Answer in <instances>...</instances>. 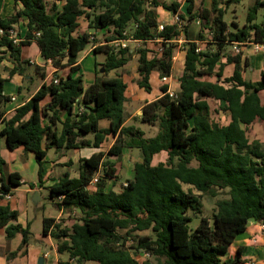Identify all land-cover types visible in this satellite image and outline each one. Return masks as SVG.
I'll list each match as a JSON object with an SVG mask.
<instances>
[{
	"label": "trees",
	"instance_id": "16d2710c",
	"mask_svg": "<svg viewBox=\"0 0 264 264\" xmlns=\"http://www.w3.org/2000/svg\"><path fill=\"white\" fill-rule=\"evenodd\" d=\"M187 1L185 13L176 1L15 0L21 7L11 16H0V66L8 59L14 64L9 76L18 73L26 78L32 65L43 79L29 100L7 117L6 105L12 96L5 93L6 79L0 75V148L4 139L10 150L23 147L34 153L42 186L50 149L100 148L110 137L117 138L108 151L81 158L77 177L66 172L49 187L50 202L57 209L80 212L71 227L55 218L43 219V234L57 239L58 251L68 253L75 264H240L242 248L227 257L230 246L247 231L251 220L264 224V142L249 137L255 120L264 126L260 95L264 66L261 80L254 83L243 77L249 59H244L242 52L227 53L234 43L264 42V20L257 21L264 0H253L242 27L236 21L230 25L225 14L243 0H211L210 5L207 0ZM159 6L179 15L184 26L164 23L160 30ZM98 8L103 11L97 13ZM82 17L88 19L89 29L107 31L105 42L94 48L105 59L96 62L97 76L87 87L79 59L95 36L81 28ZM23 21H27V32L16 42L10 30ZM198 21L199 36L193 39L190 26ZM182 37L186 54L180 90L171 96L164 84L163 95L143 106L141 122L158 123V132L147 136L141 127L126 124L129 84L118 71L136 51V84L150 93L154 71L162 78L172 75ZM123 39L159 40L161 49L131 50L130 46L116 45ZM198 41L206 42L205 48ZM33 42L45 63L51 61L57 69L70 66V73L59 77L58 83L48 84L45 69L23 59L24 47ZM224 58L235 66L229 77L223 76ZM112 71H117L116 76H110ZM219 114L229 115V123L222 124ZM104 119L110 122L108 127L100 126ZM126 148L140 151L134 177L118 189L114 188L116 183L108 188V178H117L116 164L110 157L120 158ZM163 152L166 160L155 164V156ZM5 166L0 151V229L6 228L8 239L22 235L21 244L12 253L16 255L27 252L31 224L13 223L19 210L4 201L15 189L27 184L33 189L35 185L18 171L7 172ZM99 173V181L92 185ZM185 184L212 196L228 191L229 197L216 203L213 223L204 216L195 229L191 227V211L202 213L204 205L202 194L186 190ZM149 230L152 234H139ZM130 241L135 245L129 246ZM141 253L147 256L143 261L137 259Z\"/></svg>",
	"mask_w": 264,
	"mask_h": 264
},
{
	"label": "crops",
	"instance_id": "0c3cea01",
	"mask_svg": "<svg viewBox=\"0 0 264 264\" xmlns=\"http://www.w3.org/2000/svg\"><path fill=\"white\" fill-rule=\"evenodd\" d=\"M17 7L20 8L21 5L17 6L15 0H1L0 1V16H2V17L11 16L12 14H14L16 12ZM26 23H27V21H23L15 27L16 38L18 39V41L25 38V35L27 32ZM104 42H102L101 44H103ZM142 43H144V42H142ZM160 44L161 43L159 40H152V41L146 42L147 47L150 49L152 47L154 49L159 50V48L161 46ZM97 46L98 45L96 44L93 47H88L85 50V55L80 56V59H79V63L81 66L80 72L83 73L84 76H85L84 62L87 59L86 57L91 55L90 53L97 54L94 51V48ZM31 49L34 52L36 60H30V62L33 64V66L39 65L45 69L46 74H47L46 82L48 84H49L52 77H55V76L65 77L70 73V71H71L70 66H66V67L57 69L53 66L51 61H48L47 63H45L42 60L40 49H39L36 42H33L31 45L24 47L23 53H22L23 59L27 60V57H30L28 53L30 52ZM135 52L136 51H134V53ZM1 54H2V52L0 50V55ZM100 54H102V53H100ZM185 54H186V52L184 50L183 51L184 61H185ZM242 54H243V58L244 59L248 58L249 62H250V66L247 67L243 71L244 79H250L254 83H257L258 81L261 80V71H262V68L264 66V53L260 52V51L256 52L252 47H246V48L244 47ZM177 58H178V56H174L173 60H176ZM226 62H227V60H226V58H224L222 61V63L225 64L223 76L229 77L233 74L235 66L232 64H227ZM6 65L9 68H12L14 66V64L11 61H7V59H6L2 62L1 66H0V75L2 76V78L6 79V81H5V93L9 94L13 97L14 96L16 97V100L14 102L10 101L6 105L7 117H11L15 113V111L19 107V105L28 101L29 98L37 91V89L39 87L32 93H29L30 91L28 88H27V90L29 92H26V89H25L24 80H26V82H30V81H32V77L34 79L35 74H33V72H35V69H34V67L32 68V65L28 66V68L30 70V74L27 75L26 78H24L22 75H20L18 73L13 75L12 77L9 76V74L3 73L2 69ZM248 70L251 72V78L246 77V73ZM48 71H50V72H48ZM96 71H97V67L95 66L94 71L90 73L88 78H85V83H84L85 87L89 86L94 81V79L97 76ZM182 74L178 77V79L182 76ZM110 76H116V75H112L110 73ZM123 79L126 81V79L124 77H123ZM173 80H174L173 73L171 76H168L167 81H163V78L160 76L159 72L154 71L151 75L152 91L149 93V92L145 91L144 88H140L137 84H136V86L138 87L137 89H133L129 85V87L126 91L127 105L130 104V99L132 101L131 103L140 104V102H142V103H144V105L146 103L155 101L156 99H158L159 97H161L163 95V91L161 90V87L164 84H167L169 86V91L177 93L180 90V81L178 80V82H176V84L174 86ZM6 86L8 87V90L6 89ZM260 95L262 97V102L264 104V90L260 92ZM49 100L50 99H47L46 101H49ZM137 113H139V110H137ZM221 117H222V120H221L222 124H228L229 123V121H230L229 115L223 114ZM130 120H131V118H128L126 120V124H128L130 122ZM109 123L110 122L108 120L104 119V120L100 121V126L101 127H108ZM2 126H3V123L0 121V129L2 128ZM89 137H92V136H89ZM249 137L252 140L259 139L260 141L264 142V126H263V123L261 120L257 119L250 125ZM116 139L117 138H115V137H110L107 140V142L100 148L84 147V148H79V149H74V150H64L63 149L60 152H57L55 149H50L48 152V156H47V162L44 164V178H43L44 184L42 186L39 184L38 187H34L33 189L30 188L29 184L23 185L22 187L15 189V191H14L13 195H11V197H15V195L18 191H22L25 194L30 193V195L31 194L33 195L36 191H39V193L41 195V192L44 190V188L46 186H48V187L52 186L56 181L59 180V178L64 173L69 172L68 169H65L63 171L64 173L59 178L51 179L50 178L51 175H54L53 172L57 168V166H55L56 164H60L59 165L60 167L62 165H65L66 168H67V165H69L70 163L79 165V161L81 158H88L93 153L98 152L100 150L106 151L108 148H110L116 142ZM0 151H1L3 158L6 160L5 170L7 172L18 171V172L22 173L23 177L25 178V180L28 183L37 184L34 181V178H33V180L29 181L25 176V173L29 170L32 171V176L33 175L35 176V174L38 175V163L36 161V157H35L34 153L26 152L23 149V147L18 148L14 151L10 150V149H8V147L6 145V141L4 139H2ZM71 151H73V152H71ZM6 152H7V155H5ZM163 153H161V154H163ZM25 155H26V159H24V157H23ZM157 156L158 155L155 156L154 161L156 160ZM25 160H27V161H25ZM137 160H140V159L138 158ZM35 161L37 163V166L35 165ZM78 175H79V172L76 175L71 174L72 177H77ZM26 186H29V188H25ZM41 200H42V196H41V199L39 201L40 204H41ZM6 202H10V201H6V199H5L4 203H6ZM10 204L12 206L11 202H10ZM52 205L53 204L51 202H49V205L43 206V208H42V210H43L42 222H43V219L45 217H48V218H55L58 223L59 222L62 223L61 220L63 219V217L68 216V214L62 209H55V208L53 209L52 208L53 210H51ZM38 206L40 207V205H38ZM12 208L19 210V208H16L13 206H12ZM29 214H30V212H29L28 208L25 209V211L19 210V217L16 221H13V223H20L24 227H26L28 224H31V231H32L34 218H31ZM35 218H37V217H35ZM1 233H3V237L6 240L7 235H6V228L5 227L0 229V234ZM19 236H20V241L18 240L15 247H11L12 250H15L16 248L18 249L19 245L21 244L22 235H17L14 238L17 239ZM9 240H11V239H9ZM34 241H32V237H31V243L29 244V246L27 248V252L23 253L21 251L19 253L18 256H23L22 258L19 257V258H16L14 260H11V259H8L7 254L0 255V264H36V261L38 259L40 260V257L43 254L45 255V257H47L48 253L45 251V249L48 245L54 243L56 245V247H55L56 250H58V240L53 238L51 235H48V236L44 235L43 238H35ZM232 246H234V248H235L234 250H236V252H237L239 247L242 248L243 263H240V264H248L251 260H258V261L262 262V264H264V230L262 229V224L260 222H255L252 226L248 225L247 231L240 234L236 238L234 243L230 246L229 253L227 254V257H233L236 254L235 251H234V253L231 252ZM21 254H23V255H21ZM66 254L67 253H59V255L62 257L65 256ZM58 259H59V256H55L54 260H51V264H56ZM46 264H48V263H46Z\"/></svg>",
	"mask_w": 264,
	"mask_h": 264
},
{
	"label": "rangeland",
	"instance_id": "374dc122",
	"mask_svg": "<svg viewBox=\"0 0 264 264\" xmlns=\"http://www.w3.org/2000/svg\"><path fill=\"white\" fill-rule=\"evenodd\" d=\"M50 1V0H48ZM162 2H166V3H171L173 1L176 2H180L182 5V10L186 13L187 12V6H188V1L187 0H160ZM197 2L199 3L200 0H197ZM254 3L253 0H243L241 3L239 4H235L232 5L231 7H229L228 11L225 14V19L227 20V22L232 25L233 21H236L239 26H243L246 23V18H247V13H248V9L249 7ZM206 4L210 5L211 4V0H207ZM103 11V8H98L97 9V13ZM156 12L157 15L159 17V21L161 23H173L175 20V15L173 12L167 11L166 9H164L162 6H159L156 8ZM264 20V8L261 9L259 11L258 14V19L257 21L260 22ZM80 25L81 28L84 29H88L95 37L93 38V43L91 44L90 47H93L94 45H100L102 42L105 41V34L104 32H107L106 30H101V31H97L94 29H89V21L87 18L82 17L80 18ZM231 28H233L231 26ZM199 30H200V24L199 23H193L190 26V34L192 36L193 39L198 38L199 36ZM199 45L201 48H205L206 46V42L204 41H198ZM184 44H185V39L184 37L182 38L181 41H178V47L175 51V56H178V58L176 60H173V85L175 86L176 82H178V77L183 73L184 71V58H183V51H184ZM143 48V47H147L146 43H140V44H131L130 43V48L131 50H136L138 48ZM151 50H156L154 48L151 47ZM28 51V50H27ZM233 51V47L229 46L227 48V53H230ZM30 57H27V60H36V57L34 55V52L32 51V49L30 50V52L28 53ZM87 56L85 62H84V72H85V76L84 78H88L90 73L94 71V67L96 66V62H101L104 61L105 56L104 54H92ZM27 55V54H26ZM85 55V51L81 52L80 56H84ZM7 61H9L7 59ZM36 66V65H35ZM138 55H136V53L133 54L131 61L128 63V65L122 69H120L118 72H121V74L123 75V77L126 79V81L128 82V84L130 85V87H132L133 89H137L138 87L136 86V79L138 77ZM3 73L9 74V67L6 65L3 69H2ZM50 72V71H48ZM34 75V79L30 82H26V80H24L25 83V89L26 92L32 93L34 92L42 83L43 79L40 73L37 72H33ZM112 75H116L117 71H113L111 72ZM246 77L247 78H251V72L248 70L246 73ZM207 78H212L213 80L216 78L214 77H207ZM27 88L29 89V91L27 90ZM131 88V89H132ZM174 88V87H173ZM6 89L8 90V87L6 86ZM131 92V91H130ZM131 94V93H130ZM129 100V99H128ZM131 99H130V104L127 105L126 102V117L131 118L130 122L128 124H135L137 126L142 127L145 131L147 136H153L158 132V123L155 125H148L145 124L143 122H141L140 116L143 114V106L144 103L140 102V104H135V103H131ZM212 103V101H211ZM135 104V105H134ZM213 107H215V104L213 103ZM216 108V107H215ZM137 110H139V113H137ZM7 112V109H6ZM215 114V112H214ZM220 116V114H219ZM221 118V116H220ZM220 118H218L220 120ZM108 145V144H107ZM109 149V148H108ZM108 149L106 151H108ZM73 152V151H71ZM5 155H7V152L5 153ZM24 159H26V155L23 156ZM140 157V151H138L137 149H128L126 148L124 151V154L120 157H110V161L114 162L115 168H116V176L117 178H108V188L114 186L113 184L116 183L117 185L114 187L116 189L120 188V186L123 184H125L127 182V180L131 179L134 177V163L137 161V159ZM167 157L166 153L163 154H159L156 157V160L154 161L155 164L159 163L160 161H165ZM27 161V160H25ZM35 165L37 166V163L35 161ZM60 164H56L55 166H57L56 170L53 172L54 175H51V179L54 178H59L64 172L65 169H68L69 172L73 175L78 174V164H72L70 163L69 165H67V168L65 167V165H62L61 167L59 166ZM28 167V166H27ZM26 178L31 181L34 178V181L37 184H34L35 187L39 186V181L38 179V175L35 174V176H32V171L29 170L25 173ZM25 188H29V186H26ZM49 187L46 186L44 188V190L41 192V196H42V200H41V204H35L33 202V195L30 193H24L22 191H18L15 195V197H7L6 201H10L12 203L13 207L19 208V210L21 211H25V209H29L30 212V217L34 218L33 220V226H32V241H34L35 238H43V222H42V215H43V206H47L49 205L50 202V191L48 189ZM184 188L186 190H193L196 194H202V201H203V212L202 213H198L195 214L191 211V214L193 216V221L191 222V227L193 229H195L201 222L202 217L207 216L211 219V222L213 223V217H214V213L216 210V203L219 199L222 198H227L228 196V191H218L217 196H212L210 194H205L202 193L200 191H198L197 189H195L193 186L185 184ZM40 205V207L38 206ZM57 209L54 205H52L51 210L53 209ZM68 216L63 217L62 221V225L66 226V227H71L75 222H77L79 220V215L80 212L76 210L75 213L71 212V213H67ZM37 217V218H35ZM256 221L251 220L249 225H253ZM139 234L142 235H148V234H152V231H145V232H141ZM18 240L20 241V236L16 239H4L3 237V233L0 234V255L3 254H7L8 255V259L14 260L16 258L19 257H23V256H18L19 253H17L16 255H12L13 252L17 251V248L15 250H12L11 247H15L16 243L18 242ZM35 242V241H34ZM31 243V241H30ZM33 243V242H32ZM129 246H134L135 243H133L132 241L128 242ZM56 245L50 244L46 247L45 251L48 253L47 257H45V255L43 254L41 257H43L44 259V264L48 263L51 264V260H54L55 256H59V259L57 261L58 264L63 263V264H75L74 261H71L69 259V255L68 253L65 256H60L58 252V250H56ZM234 246H232L231 248V252L236 253V250H234ZM132 251H134L132 249ZM23 255V254H21ZM40 257V258H41ZM147 256L145 254H139L137 255V259H139L140 261H143ZM39 263V259L36 261V264ZM56 263V264H57ZM86 264H98L97 262L94 261H90L87 262Z\"/></svg>",
	"mask_w": 264,
	"mask_h": 264
},
{
	"label": "built area",
	"instance_id": "2783aa9c",
	"mask_svg": "<svg viewBox=\"0 0 264 264\" xmlns=\"http://www.w3.org/2000/svg\"><path fill=\"white\" fill-rule=\"evenodd\" d=\"M174 23L178 25L179 28H182L185 24V20L182 19L179 15H175V20H174ZM198 23H200V21H198ZM164 28V23H161L160 26H159V29L162 30ZM1 32H3V30H1ZM10 36L12 38H16V31L15 29L13 30H10ZM37 35H39V33H37ZM183 38V37H182ZM182 38H180L178 41H181ZM16 42H18V39L16 38L15 39ZM143 41H140V40H136V39H123V40H120V41H117L116 42V45H120L122 47H128L130 46V43L132 44H140L142 43ZM246 48V47H252L256 52L260 51V52H263L264 53V42H252V41H247L245 43H234L233 44V50L237 53H241L243 52V48ZM168 80V77H163V81H167ZM54 82V83H58L59 82V77L55 76V77H52L50 82ZM170 95L171 96H175V93L174 92H171L169 91ZM16 100V97L12 96V99L11 101H15ZM100 173L97 174L94 178H93V181H92V185L96 184L98 181H99V178H100ZM124 185H127V183H125ZM7 197H11L10 195H8ZM76 211H74L73 213H75ZM262 224V229L264 230V224ZM146 255V254H145ZM248 264H262V262L258 261V260H251Z\"/></svg>",
	"mask_w": 264,
	"mask_h": 264
},
{
	"label": "water",
	"instance_id": "95a60500",
	"mask_svg": "<svg viewBox=\"0 0 264 264\" xmlns=\"http://www.w3.org/2000/svg\"><path fill=\"white\" fill-rule=\"evenodd\" d=\"M40 199H41V195H40L39 191H36V192L33 194V202L37 204V203H39ZM39 264H44V259H43V257L40 258V260H39Z\"/></svg>",
	"mask_w": 264,
	"mask_h": 264
}]
</instances>
